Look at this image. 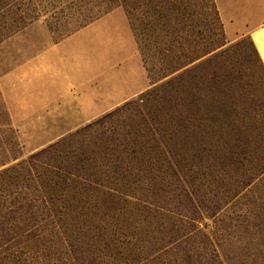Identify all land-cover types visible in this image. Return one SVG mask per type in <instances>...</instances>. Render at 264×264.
I'll use <instances>...</instances> for the list:
<instances>
[{"label":"trees","instance_id":"obj_1","mask_svg":"<svg viewBox=\"0 0 264 264\" xmlns=\"http://www.w3.org/2000/svg\"><path fill=\"white\" fill-rule=\"evenodd\" d=\"M116 8L124 10L137 44L141 15L158 76L142 94L0 171V185L11 179L8 191H0V264H31L29 243L43 241L60 245L51 264H94L83 239L57 219L66 210L56 207V199L84 189L151 215L168 245L204 239L211 248L206 255L222 264L211 234L201 227L221 207L202 202V183H223L227 205L264 177V158L256 169L249 157L236 158V153L224 157L221 173L219 161L205 155L197 125L179 98L181 84L192 82L191 71L220 60L226 51L248 60L243 39L222 49L223 26L213 0H0V43L39 21L50 23L49 31L63 39ZM198 21L205 30L200 42L194 36ZM186 27L194 39L183 37ZM247 40L264 77L260 56ZM215 77L221 85L220 67ZM26 253L31 260L23 261Z\"/></svg>","mask_w":264,"mask_h":264},{"label":"rangeland","instance_id":"obj_2","mask_svg":"<svg viewBox=\"0 0 264 264\" xmlns=\"http://www.w3.org/2000/svg\"><path fill=\"white\" fill-rule=\"evenodd\" d=\"M140 22L141 15L138 14V53L141 59L142 54L145 55L146 72L153 82L158 76L152 69L156 58L151 38L142 31ZM221 23L223 26L222 19ZM49 24L35 22L0 43V164H6L0 171L69 137L96 119L63 133L64 129L72 128L66 119L29 117V112L24 110V62L47 44L62 39L58 32L49 31ZM203 24L198 21L200 28L194 35H197L198 42L205 34ZM218 29L216 26V33ZM190 34L186 27L183 37L194 39ZM241 39L242 49L248 55L247 61L233 51H226L220 60L191 71L192 82L190 85L183 82L179 90L181 103L189 109L197 125L205 155L214 156L219 161L217 168L221 173L226 168L222 161L230 153H236V158L249 157L247 160H251L250 164L256 169L260 158H264V77L251 53L247 36L229 39L223 27L222 41L226 45L222 49ZM219 67L224 74L221 85L215 77ZM191 68L192 65L188 67L189 70ZM201 75L203 81L198 78ZM253 157H257L256 160ZM10 181L1 184L0 191H8ZM222 184L219 182L217 186L207 180L202 183V202L221 208L211 221L205 220L201 227L211 234L222 264H264V177L227 205ZM56 202V207L67 211V214L66 211L61 212L63 214L57 219L62 218L61 223L75 232L74 237L83 239L93 254L94 264H217L206 255L211 248L204 244V239L168 245L162 241L157 222L151 215L123 203L116 205L86 189L71 193L65 200L58 198ZM29 247L33 260L29 259L28 253L22 259L24 261L27 257L31 264H41L44 260L45 264H51L59 256L56 252L60 247L58 244L32 242ZM48 249L50 252L46 255Z\"/></svg>","mask_w":264,"mask_h":264},{"label":"crops","instance_id":"obj_3","mask_svg":"<svg viewBox=\"0 0 264 264\" xmlns=\"http://www.w3.org/2000/svg\"><path fill=\"white\" fill-rule=\"evenodd\" d=\"M215 2L226 37H249L264 65V0ZM149 87L122 8L47 44L24 62V110L29 117L66 119L72 128L63 133L100 117Z\"/></svg>","mask_w":264,"mask_h":264}]
</instances>
